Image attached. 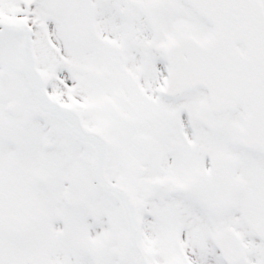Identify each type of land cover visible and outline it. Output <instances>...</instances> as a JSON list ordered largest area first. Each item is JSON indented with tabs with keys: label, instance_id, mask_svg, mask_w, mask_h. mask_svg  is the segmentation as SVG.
I'll return each instance as SVG.
<instances>
[{
	"label": "snow or ice",
	"instance_id": "6c2138e0",
	"mask_svg": "<svg viewBox=\"0 0 264 264\" xmlns=\"http://www.w3.org/2000/svg\"><path fill=\"white\" fill-rule=\"evenodd\" d=\"M0 264H264V0H0Z\"/></svg>",
	"mask_w": 264,
	"mask_h": 264
}]
</instances>
